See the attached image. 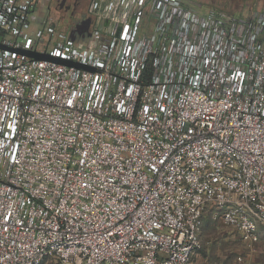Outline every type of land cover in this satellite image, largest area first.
I'll return each mask as SVG.
<instances>
[{
  "label": "built area",
  "instance_id": "obj_1",
  "mask_svg": "<svg viewBox=\"0 0 264 264\" xmlns=\"http://www.w3.org/2000/svg\"><path fill=\"white\" fill-rule=\"evenodd\" d=\"M41 6L0 0V264H200L206 212L255 240L264 10L89 0L71 39Z\"/></svg>",
  "mask_w": 264,
  "mask_h": 264
},
{
  "label": "rangeland",
  "instance_id": "obj_2",
  "mask_svg": "<svg viewBox=\"0 0 264 264\" xmlns=\"http://www.w3.org/2000/svg\"><path fill=\"white\" fill-rule=\"evenodd\" d=\"M89 0H69L76 2L75 13L71 9L59 8L57 0H40L41 7L60 32H68L76 19L84 16ZM186 3L202 12L210 7L224 9L239 16L250 10H264V0H186ZM49 4V6H48ZM48 6L49 8L47 9ZM44 44L41 42V47ZM201 248L194 255V261L200 264H264V226L258 228V236L250 243L241 239L239 232L225 225L211 212H206L200 228ZM240 258V260H238Z\"/></svg>",
  "mask_w": 264,
  "mask_h": 264
},
{
  "label": "water",
  "instance_id": "obj_3",
  "mask_svg": "<svg viewBox=\"0 0 264 264\" xmlns=\"http://www.w3.org/2000/svg\"><path fill=\"white\" fill-rule=\"evenodd\" d=\"M63 1V0H62ZM59 8H62V5L60 4ZM66 10L68 9L67 7L65 8ZM89 22V19H84L80 24L76 25L75 28L71 29L70 31V38L71 39H74L75 38V33H78L81 35V37H85L86 35V31L85 30H80L79 27L82 25V24H87ZM88 35V33H87ZM25 53H27L29 56L33 57V58H38V59H54V60H58V61H61V62H65V63H71V64H74L76 65L77 67H82V68H85L86 66L82 65V64H79V63H74V62H67V61H64L62 59H58V58H53L51 57L50 55L46 54V53H38V52H29V51H26Z\"/></svg>",
  "mask_w": 264,
  "mask_h": 264
},
{
  "label": "flooded vegetation",
  "instance_id": "obj_4",
  "mask_svg": "<svg viewBox=\"0 0 264 264\" xmlns=\"http://www.w3.org/2000/svg\"><path fill=\"white\" fill-rule=\"evenodd\" d=\"M60 4L62 5V8H68L67 10H70L71 9V14H74L75 13V9H76V2H72L70 4L69 0H57V5L60 6ZM49 6V4H48ZM48 6H46L47 8H49ZM83 21V17L79 18V19H76L75 22L72 24V29L76 27V25L80 24L81 22ZM80 30H85L86 31V34L89 33V22L85 25V24H82L80 27H79Z\"/></svg>",
  "mask_w": 264,
  "mask_h": 264
}]
</instances>
